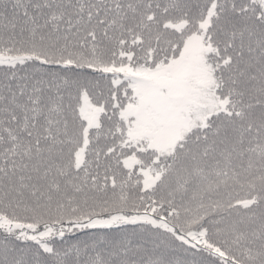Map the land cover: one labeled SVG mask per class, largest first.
I'll return each instance as SVG.
<instances>
[{
    "label": "snow or ice",
    "instance_id": "6c2138e0",
    "mask_svg": "<svg viewBox=\"0 0 264 264\" xmlns=\"http://www.w3.org/2000/svg\"><path fill=\"white\" fill-rule=\"evenodd\" d=\"M0 264H264V0H0Z\"/></svg>",
    "mask_w": 264,
    "mask_h": 264
}]
</instances>
